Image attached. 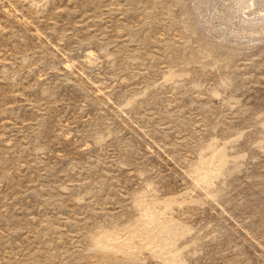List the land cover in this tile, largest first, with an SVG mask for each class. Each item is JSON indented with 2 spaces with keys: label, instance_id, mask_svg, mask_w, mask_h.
Returning <instances> with one entry per match:
<instances>
[{
  "label": "rangeland",
  "instance_id": "1",
  "mask_svg": "<svg viewBox=\"0 0 264 264\" xmlns=\"http://www.w3.org/2000/svg\"><path fill=\"white\" fill-rule=\"evenodd\" d=\"M226 2L0 0V264H264V25Z\"/></svg>",
  "mask_w": 264,
  "mask_h": 264
},
{
  "label": "bare ground",
  "instance_id": "2",
  "mask_svg": "<svg viewBox=\"0 0 264 264\" xmlns=\"http://www.w3.org/2000/svg\"><path fill=\"white\" fill-rule=\"evenodd\" d=\"M264 0H233L232 3L236 6V11L239 13L233 14H260L264 12ZM231 7V6H230ZM255 8V9H253ZM246 9V13L242 10ZM243 17V16H242ZM245 18V17H243ZM248 19V18H247ZM258 20V19H257Z\"/></svg>",
  "mask_w": 264,
  "mask_h": 264
},
{
  "label": "water",
  "instance_id": "3",
  "mask_svg": "<svg viewBox=\"0 0 264 264\" xmlns=\"http://www.w3.org/2000/svg\"><path fill=\"white\" fill-rule=\"evenodd\" d=\"M225 6L227 7V13L231 14L230 18H227L228 22L230 21V19L232 17V18H238V22H241V23H245L246 22L248 24H251V23L255 22V23L259 24V26H263L264 25V19H262V20H251V19L243 18L239 14L233 15L232 10L230 9L229 0H227V2L225 3Z\"/></svg>",
  "mask_w": 264,
  "mask_h": 264
}]
</instances>
